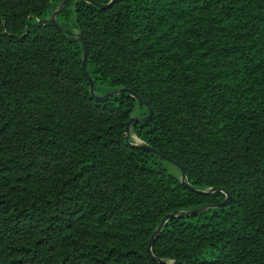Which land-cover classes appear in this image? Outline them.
<instances>
[{
    "label": "trees",
    "instance_id": "1",
    "mask_svg": "<svg viewBox=\"0 0 264 264\" xmlns=\"http://www.w3.org/2000/svg\"><path fill=\"white\" fill-rule=\"evenodd\" d=\"M61 1L0 0V264H264V0Z\"/></svg>",
    "mask_w": 264,
    "mask_h": 264
},
{
    "label": "water",
    "instance_id": "2",
    "mask_svg": "<svg viewBox=\"0 0 264 264\" xmlns=\"http://www.w3.org/2000/svg\"><path fill=\"white\" fill-rule=\"evenodd\" d=\"M66 1L67 0H62L60 2L59 6H58V9L56 11H54L52 16H51V20H52L53 24L60 30L62 28L59 26V24L57 23L55 18L57 16L58 12L63 8V6L66 3ZM84 1L92 3V4H94L95 6L101 8V9H105V8L111 6L116 0H112L111 3L109 2V3H106V4L97 3V2H95L93 0H84ZM75 39H77L80 42L81 46H82V53H83L82 68H83V71L86 74L87 80L89 82V91H90V94L92 96H94L95 98H98V99H105V98H109V97H111L113 95H116L118 93L126 92V93H129L131 95V97H133L136 101L141 102L147 108L148 113H147V115L144 118L137 119V118L131 117L130 121L127 123V125L125 127V134H126V138L128 139L129 131H130L131 125L133 123L138 122V121L146 122V121L150 120L151 115H152V111H151L150 107L148 106L147 102H145L144 100L141 99V97L139 95H137L136 93H134L133 91H131L129 89H119V90H114L112 92L106 93L104 95H97L95 93L94 81L89 76V74L87 73V69H86V64H87V59H88V47H87V44L85 43V41L83 40V38L80 35L75 36ZM142 148L152 151L153 153L161 156L162 158L166 159L167 161L171 162L172 164H174L176 166L178 165L175 161H172L171 159L166 158L164 155L160 154L158 151H156L155 149L151 148L148 145L143 144ZM181 180H182V184L185 187H187L188 189H190V190H192V191H194V192H196L198 194H211L212 192H215V191H220V192L224 193L225 194V198L219 204V206H221V207L228 205L230 203V201H231L230 195L224 189L211 188L209 190H201V189L194 188L192 185H190L189 183H187L185 181V173H184L183 169L181 170ZM195 212H197V210L190 211V212H185V213H182V214H177L176 212H173V213L165 215L161 219L159 225L157 226V228L155 229L153 234L151 235V238H150L148 246H147V252L149 253V255L153 258V254H152V250H151L152 244L155 241V239L157 238V235H158L159 231L163 228V226L167 223L168 220L173 219V218H182V217H184V216H186L188 214H194ZM153 259H155L157 262H159L161 264H184V263L177 262V261L171 263V262H167V261H164V260H158L156 258H153Z\"/></svg>",
    "mask_w": 264,
    "mask_h": 264
},
{
    "label": "rangeland",
    "instance_id": "3",
    "mask_svg": "<svg viewBox=\"0 0 264 264\" xmlns=\"http://www.w3.org/2000/svg\"><path fill=\"white\" fill-rule=\"evenodd\" d=\"M75 33H76V31H75ZM139 113V108L137 107L136 108V112H135V115H136V117H138V114ZM128 138H130L131 139V141L133 142V143H137V144H141L142 142L132 133V131L130 130L129 131V135H128ZM168 167H169V169L172 171V172H174V173H176V174H178L179 173V171H178V169L174 166V165H172V164H168Z\"/></svg>",
    "mask_w": 264,
    "mask_h": 264
},
{
    "label": "snow or ice",
    "instance_id": "4",
    "mask_svg": "<svg viewBox=\"0 0 264 264\" xmlns=\"http://www.w3.org/2000/svg\"><path fill=\"white\" fill-rule=\"evenodd\" d=\"M109 2L111 3V2H112V0H109Z\"/></svg>",
    "mask_w": 264,
    "mask_h": 264
}]
</instances>
